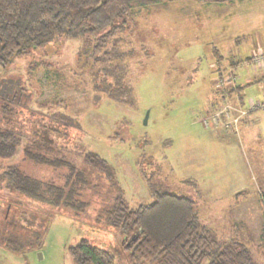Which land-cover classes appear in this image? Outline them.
Wrapping results in <instances>:
<instances>
[{
	"label": "rangeland",
	"instance_id": "rangeland-1",
	"mask_svg": "<svg viewBox=\"0 0 264 264\" xmlns=\"http://www.w3.org/2000/svg\"><path fill=\"white\" fill-rule=\"evenodd\" d=\"M133 9L120 36L122 50L134 52L123 79L134 106L94 91L92 50L100 33L59 40L0 70V95L13 84L20 105L3 123L31 134L48 123L39 107L58 104L75 130L56 142L90 183L84 211L38 206L52 216L41 248L14 253L0 246V264H73L69 249L82 240L113 254L115 264H129L130 242L105 224V212L119 196L132 208L152 204L155 192L191 199L221 246L236 239L264 264V109L231 123L237 109L264 102V72L246 60L264 36V0H172ZM228 75L235 83L221 85ZM86 152L104 158L113 177L88 168ZM21 159L22 148L4 162ZM24 166L63 184L64 169Z\"/></svg>",
	"mask_w": 264,
	"mask_h": 264
},
{
	"label": "trees",
	"instance_id": "trees-1",
	"mask_svg": "<svg viewBox=\"0 0 264 264\" xmlns=\"http://www.w3.org/2000/svg\"><path fill=\"white\" fill-rule=\"evenodd\" d=\"M170 1L0 0V70L14 59L47 48L59 40L100 33L92 50L93 66L99 68L92 75L94 91L114 102L134 106L133 89L123 81L128 71L125 60L134 52L122 50L120 35L135 18L133 4L145 8ZM215 54L220 63L222 56L218 51ZM246 60L251 62V57ZM231 64L236 65L235 62ZM117 74L122 75L117 77ZM5 86L8 89L4 91L6 96L0 95V246L14 253H26L41 248L52 218L38 206L84 211L89 202L83 199L82 193L90 183L86 173L62 153L63 145L56 142L67 136L71 128L75 130L73 122L59 110V105L42 104L39 108L48 123H42L31 134L23 132L10 126L9 121L3 123V116L20 106L13 95V84ZM237 89L241 87L233 91ZM24 138L29 141L23 143ZM20 148L21 161L5 164L4 161L11 160ZM83 162L107 178L113 177L112 168L98 154L86 152ZM24 164L64 169L63 184L29 174ZM104 222L130 242L129 264H256L244 243L232 239L221 246L210 229L200 222L194 202L187 197L155 192L152 204L132 208L119 196L105 212ZM69 253L73 264H115L113 254L87 240L71 247Z\"/></svg>",
	"mask_w": 264,
	"mask_h": 264
},
{
	"label": "built area",
	"instance_id": "built-area-1",
	"mask_svg": "<svg viewBox=\"0 0 264 264\" xmlns=\"http://www.w3.org/2000/svg\"><path fill=\"white\" fill-rule=\"evenodd\" d=\"M251 62L255 65V66H259V67H263L264 66V48H257L251 56ZM234 84L235 83V78L228 75L224 78L223 82L220 83L221 85H225V84ZM258 109H264V102L261 104H251L249 108L244 109V108H239L237 109V112L239 113L236 117H233L231 120V123H233L234 125H237L239 123L240 118L244 117L245 115H247L248 113H250L251 111L254 110H258ZM229 115V114H228Z\"/></svg>",
	"mask_w": 264,
	"mask_h": 264
},
{
	"label": "crops",
	"instance_id": "crops-1",
	"mask_svg": "<svg viewBox=\"0 0 264 264\" xmlns=\"http://www.w3.org/2000/svg\"><path fill=\"white\" fill-rule=\"evenodd\" d=\"M261 45H264V36L260 37L257 39V47H262ZM253 51H251V55L252 53L256 50V49H252ZM257 72H260V71H263L264 72V66L263 67H259V66H256V69H255ZM236 87V86H235ZM238 87V86H237ZM239 89H237L236 91L238 92ZM238 102H239V107H242L244 106V103H243V100L241 99V95H239L238 97ZM253 102V101H252ZM251 102V103H252ZM251 105V104H250ZM249 105V106H250ZM245 107V106H244ZM241 119V118H240ZM240 122V121H239Z\"/></svg>",
	"mask_w": 264,
	"mask_h": 264
},
{
	"label": "water",
	"instance_id": "water-1",
	"mask_svg": "<svg viewBox=\"0 0 264 264\" xmlns=\"http://www.w3.org/2000/svg\"><path fill=\"white\" fill-rule=\"evenodd\" d=\"M239 195V194H238Z\"/></svg>",
	"mask_w": 264,
	"mask_h": 264
}]
</instances>
